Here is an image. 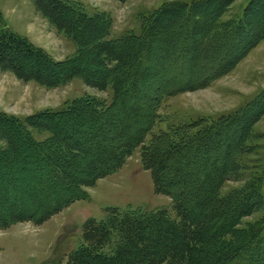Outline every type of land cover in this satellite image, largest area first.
Returning a JSON list of instances; mask_svg holds the SVG:
<instances>
[{
    "label": "trees",
    "instance_id": "trees-1",
    "mask_svg": "<svg viewBox=\"0 0 264 264\" xmlns=\"http://www.w3.org/2000/svg\"><path fill=\"white\" fill-rule=\"evenodd\" d=\"M33 1L77 50L56 60L9 29L0 12V69L49 88L82 78L87 86L111 90L113 96L108 105L86 97L25 118L0 111V209L7 210L0 214V231L24 222L42 225L83 199L86 188L118 171L140 149L156 193L171 199L175 215L165 208H108L104 219L84 224L82 243L67 264H264V176L222 194L239 174L241 157L254 148V127L264 117V88L217 119L154 132L166 99L209 87L264 41V0H245L228 18L240 0L169 1L144 16L139 34L118 38L110 37L113 23L108 16L91 15L75 0ZM172 30L193 34L186 52L197 82L150 89L152 95L146 86L175 79L164 77L169 64L163 62L169 50L176 54L178 38ZM29 61L34 69L25 67ZM139 99L144 106L133 103ZM116 112L121 143L108 144L104 126L113 124ZM86 115L101 126L91 132L77 129L72 122L82 124ZM34 131L45 139L38 140ZM72 162H84L88 177L76 178ZM30 177L31 192L25 187ZM16 179L22 187L9 182ZM261 211V220L244 223Z\"/></svg>",
    "mask_w": 264,
    "mask_h": 264
},
{
    "label": "rangeland",
    "instance_id": "rangeland-1",
    "mask_svg": "<svg viewBox=\"0 0 264 264\" xmlns=\"http://www.w3.org/2000/svg\"><path fill=\"white\" fill-rule=\"evenodd\" d=\"M75 1L82 4L85 11L91 15L103 13L108 16L113 23L110 37L118 38L126 33L139 34L144 16H149L162 4L173 0H127L124 3L117 0ZM244 1H238L226 18L233 16ZM0 12L9 29L28 38L54 59L63 60L76 52L75 43L58 32L36 10L33 0H0ZM179 30H172V35L178 38L176 54L171 55L169 50L168 55L163 59V62L169 64L165 73L168 76L164 74V77L175 76V79L166 81L167 85L163 86L161 84L146 86L145 91L149 90L152 95H154L152 89L156 90L160 87L168 89L174 84L197 82L188 69L190 56L186 52L190 49L189 43L193 34L181 36L180 33L177 34ZM24 65L27 69L36 67L34 61L25 62ZM91 70L94 71V68ZM207 71L211 73L213 68L208 67ZM263 88L264 41L250 51L232 72L214 81L209 87L194 92H184L166 99L159 111L161 122L154 132L167 130L172 124L189 123L201 118L217 119L252 100ZM112 96L111 90L99 91L89 87L82 78H75L64 85L49 88L34 81H22L10 71L0 69V111L20 118L47 109L59 110L75 100L86 97L99 99L108 105L111 103ZM133 103L144 106L141 99ZM115 114L113 124L104 126L108 144L121 143L122 123L119 120L120 114L117 112ZM81 122L73 121L72 123L84 132H91L101 126L88 115L83 117L82 124ZM254 131L256 138L251 141L254 148L241 157V170L226 183L222 191L223 195L243 187L246 182L254 178L264 176V117L255 125ZM34 133L40 141L46 137L39 132L34 131ZM140 151V149L135 150L118 171L100 179L94 187L86 188L83 199L70 204L42 225L24 222L0 231V264H67L69 255L82 243L84 224L89 219L98 221L104 219L108 208H117L122 211L141 209L148 212L165 208L175 215L171 199L156 193L151 172L142 165ZM84 164V162H72L76 178L88 177ZM21 174L25 173L22 171ZM32 181L30 177L25 182L29 192L34 188ZM9 182L22 184V181L18 179L15 182L13 180ZM19 185H16L17 190L22 187ZM61 189H64V186H61ZM16 195L17 192L13 197ZM40 196L48 197L47 194H40ZM15 202L20 201L15 199ZM25 204L29 205L28 202ZM5 213H7L6 208L0 209V214ZM262 213V211L255 213L246 218L244 223L261 220Z\"/></svg>",
    "mask_w": 264,
    "mask_h": 264
}]
</instances>
